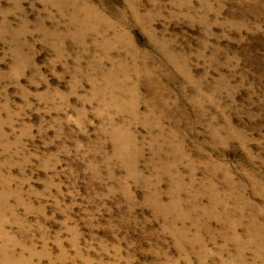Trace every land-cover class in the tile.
I'll list each match as a JSON object with an SVG mask.
<instances>
[{"label":"rangeland","instance_id":"rangeland-1","mask_svg":"<svg viewBox=\"0 0 264 264\" xmlns=\"http://www.w3.org/2000/svg\"><path fill=\"white\" fill-rule=\"evenodd\" d=\"M5 262L264 264V0H0Z\"/></svg>","mask_w":264,"mask_h":264},{"label":"bare ground","instance_id":"bare-ground-1","mask_svg":"<svg viewBox=\"0 0 264 264\" xmlns=\"http://www.w3.org/2000/svg\"><path fill=\"white\" fill-rule=\"evenodd\" d=\"M3 253V252H2ZM4 264H7V262H5Z\"/></svg>","mask_w":264,"mask_h":264}]
</instances>
